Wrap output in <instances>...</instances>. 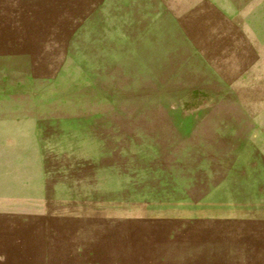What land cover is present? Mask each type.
Listing matches in <instances>:
<instances>
[{
  "label": "rangeland",
  "instance_id": "374dc122",
  "mask_svg": "<svg viewBox=\"0 0 264 264\" xmlns=\"http://www.w3.org/2000/svg\"><path fill=\"white\" fill-rule=\"evenodd\" d=\"M0 264H264V0H0Z\"/></svg>",
  "mask_w": 264,
  "mask_h": 264
}]
</instances>
